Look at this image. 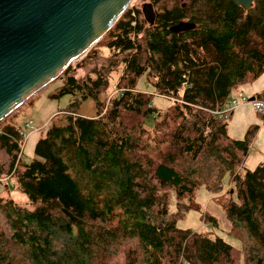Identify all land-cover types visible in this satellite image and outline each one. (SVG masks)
<instances>
[{
    "label": "trees",
    "instance_id": "obj_1",
    "mask_svg": "<svg viewBox=\"0 0 264 264\" xmlns=\"http://www.w3.org/2000/svg\"><path fill=\"white\" fill-rule=\"evenodd\" d=\"M153 1L152 24L129 6L61 74L50 97L72 99L38 130L29 162L19 127L0 126V176L28 198L0 196V264H264V162L243 171L257 126L236 138L233 110L212 112L264 73V0L246 10L234 0ZM187 16L193 28L170 29ZM143 75L152 93L137 88ZM156 94L169 101L164 111ZM255 96L264 101V88ZM89 99L96 113L87 117L79 108ZM200 188L215 195L239 248L179 226L201 211ZM201 218L217 223L206 210Z\"/></svg>",
    "mask_w": 264,
    "mask_h": 264
},
{
    "label": "water",
    "instance_id": "obj_2",
    "mask_svg": "<svg viewBox=\"0 0 264 264\" xmlns=\"http://www.w3.org/2000/svg\"><path fill=\"white\" fill-rule=\"evenodd\" d=\"M254 0H234L249 9ZM131 0H0V122L111 30ZM141 12L150 24L154 5ZM180 21L172 31L189 30ZM250 101L256 96H249Z\"/></svg>",
    "mask_w": 264,
    "mask_h": 264
},
{
    "label": "rangeland",
    "instance_id": "obj_3",
    "mask_svg": "<svg viewBox=\"0 0 264 264\" xmlns=\"http://www.w3.org/2000/svg\"><path fill=\"white\" fill-rule=\"evenodd\" d=\"M147 0H133L129 4L136 5L141 8V5ZM181 3V2H180ZM171 5L177 4L176 2H170ZM128 6V7H129ZM142 14V12H141ZM143 16V14H142ZM144 17V16H143ZM96 46V45H95ZM94 47V46H93ZM92 47V48H93ZM91 48V49H92ZM90 49V50H91ZM89 51V50H88ZM97 59L100 60V55L102 53V49L97 48ZM105 51V50H104ZM87 53V52H86ZM85 53V54H86ZM85 54L80 58L72 61L69 66H74L77 62L84 58ZM92 59V58H91ZM92 59V63L87 65V68H93L95 66V62ZM86 68V67H85ZM79 73L83 74L82 70H78ZM119 71H116L111 79V85L107 90L108 96L107 100L117 91V80L119 78ZM60 77V76H59ZM58 77V78H59ZM62 81L55 80L51 84L46 87L40 89L38 93L33 95L30 99L25 101L22 105H20L14 112H12L9 116L5 117L0 122V126L5 124V122H10L15 126L19 127V129H23L24 133L27 134L26 137L22 136V144L20 153L23 149L22 160L25 162H29L34 156V146L36 141L40 136L39 129L46 127L50 118L59 112V110L64 109L67 104L71 101V95H64L60 98L50 97V94L55 92V90L61 85ZM136 86L139 90L147 91L152 93L153 86L149 82H147L145 75L138 78ZM264 88V73L253 83L244 85L240 88L239 91L244 93L245 95L256 94L258 91ZM153 104L159 108L160 111H164L169 101L162 97L161 95H154ZM79 113L86 115L87 117L94 116L96 113L95 103L92 100L84 101L80 108ZM228 119V130L230 135L236 138H242L245 136L246 130L251 125H260V120L262 116L258 114L251 104H239L235 107ZM29 120L32 121V127H25L24 124ZM147 125L150 126L152 121L148 120ZM33 131V129H35ZM257 129L254 130L253 137L251 139L248 155L244 162V170H252L259 163L264 162V127L261 131L257 133ZM0 153L4 156V150L1 149ZM20 153L18 155H20ZM238 171V170H237ZM232 182L230 181L227 184V188L231 187ZM9 185L10 187H6ZM227 190V189H226ZM224 190V192L226 191ZM223 192V193H224ZM0 196L2 197H10L14 199L20 205H27L28 198L27 196L16 188L15 183L10 177V175L0 176ZM215 195L206 190L205 188H200L197 191V202L200 205L201 211L198 210H190L185 218L179 221V226L184 228H192L198 230L200 232L206 233L207 235L214 237L220 236L225 239L227 242L231 243L234 247L239 248L240 242L238 239L234 238L228 233V229L230 227V223L226 218L225 212L222 207L216 202L214 199ZM171 209H174V205L171 206ZM206 210L209 214L213 215L217 219L216 225H212L210 223H203L201 220L202 212ZM0 226L6 227L4 223L3 215L0 213Z\"/></svg>",
    "mask_w": 264,
    "mask_h": 264
},
{
    "label": "built area",
    "instance_id": "obj_4",
    "mask_svg": "<svg viewBox=\"0 0 264 264\" xmlns=\"http://www.w3.org/2000/svg\"><path fill=\"white\" fill-rule=\"evenodd\" d=\"M249 96L245 95L241 91H239L236 95L233 96V98H230L227 102V105L221 109L213 110L212 112L219 117H227L229 111H232L237 105L239 104H251L254 110L260 114L262 117H264V101L261 100H254L250 101ZM25 127H32V121L29 120L27 123L24 124ZM36 130L33 129V131ZM19 132L22 136L26 137L27 134L24 133L23 129H19Z\"/></svg>",
    "mask_w": 264,
    "mask_h": 264
},
{
    "label": "flooded vegetation",
    "instance_id": "obj_5",
    "mask_svg": "<svg viewBox=\"0 0 264 264\" xmlns=\"http://www.w3.org/2000/svg\"><path fill=\"white\" fill-rule=\"evenodd\" d=\"M146 2H151L153 5H154V9H155V12L158 13L159 12V6H160V2L159 1H153V0H147ZM144 2V3H146ZM181 5L184 6L185 8H187L188 6H186V3H185V0H182L181 1ZM142 6V5H141ZM175 5L173 4L172 7H174ZM141 10V9H140ZM190 16H187V17H183L181 18L180 20H183V21H190ZM156 19V18H155ZM147 20V19H146ZM149 22V20H147ZM150 23V22H149Z\"/></svg>",
    "mask_w": 264,
    "mask_h": 264
},
{
    "label": "crops",
    "instance_id": "obj_6",
    "mask_svg": "<svg viewBox=\"0 0 264 264\" xmlns=\"http://www.w3.org/2000/svg\"><path fill=\"white\" fill-rule=\"evenodd\" d=\"M259 92V91H258ZM257 92V93H258ZM252 95H255V94H252ZM252 95H250V96H252ZM248 96V95H247ZM263 127H264V124H263V118L260 120V125H258V128H257V133L259 132V131H261L262 129H263ZM262 163V162H261Z\"/></svg>",
    "mask_w": 264,
    "mask_h": 264
},
{
    "label": "bare ground",
    "instance_id": "obj_7",
    "mask_svg": "<svg viewBox=\"0 0 264 264\" xmlns=\"http://www.w3.org/2000/svg\"><path fill=\"white\" fill-rule=\"evenodd\" d=\"M131 1H133V0H131ZM36 95V94H35Z\"/></svg>",
    "mask_w": 264,
    "mask_h": 264
}]
</instances>
